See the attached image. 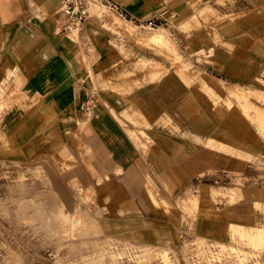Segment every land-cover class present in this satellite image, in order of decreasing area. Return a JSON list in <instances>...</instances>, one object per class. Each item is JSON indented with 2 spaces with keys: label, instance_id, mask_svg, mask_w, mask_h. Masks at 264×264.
<instances>
[{
  "label": "rangeland",
  "instance_id": "1",
  "mask_svg": "<svg viewBox=\"0 0 264 264\" xmlns=\"http://www.w3.org/2000/svg\"><path fill=\"white\" fill-rule=\"evenodd\" d=\"M94 3L102 8L90 9ZM42 5L45 10L38 11L31 0H0V264H264V238H253L257 230H264V128L259 126L264 115V0L189 1L196 18L176 28L193 29L200 39L210 34L230 54L224 69H208L215 76L212 81L203 73L204 64H212L211 59L203 61L206 54L215 52L205 48L210 45L207 40L199 42L192 57L167 37L163 21L159 29H145L111 12L104 2L87 0L90 17L69 29L64 26L62 0H43ZM227 19L254 34L246 37L243 47L223 42L237 31ZM47 21L60 42L42 35ZM216 24L225 26L215 29ZM105 29L121 34L119 41L112 42L116 53L112 60ZM155 33L164 42L146 40ZM31 36H36L33 46L59 47L66 58L82 65L80 71L95 93L101 90L129 102L140 95L142 83H156L166 70L176 75L182 91L199 95L195 101L205 107L191 112L196 102L185 93L177 103L176 118L167 113L144 117L137 112L134 123L122 113L134 127L150 131L139 130L143 143L129 131L146 154L155 146L156 131L176 130L182 168L178 171L194 160L196 169L197 164L203 167L193 168L189 178L177 180L173 187L162 182V191L155 182H145L144 190L158 211L148 215L156 217L155 223L138 221V215L127 218L121 183L114 185L110 176L89 181L78 157L64 145L63 126L86 129L92 124L93 110L77 108L79 119L62 122L68 117L57 114L60 102L41 92L47 71L38 70L47 66L53 70L55 65H44L26 51ZM87 56L94 67L90 68ZM231 85L245 88L226 95ZM232 108L243 114L255 138H245L231 116H222ZM117 120L126 127L124 120ZM201 124L222 132L210 130L207 136L196 127ZM80 146L81 156L90 158L89 149Z\"/></svg>",
  "mask_w": 264,
  "mask_h": 264
},
{
  "label": "crops",
  "instance_id": "2",
  "mask_svg": "<svg viewBox=\"0 0 264 264\" xmlns=\"http://www.w3.org/2000/svg\"><path fill=\"white\" fill-rule=\"evenodd\" d=\"M63 1V0H62ZM117 3L128 15L129 19L126 20L130 23H138L139 21L147 20L152 17H159L168 28V38L172 37V41L176 42L180 50H186L187 53L192 55L195 54L199 46V42H204L207 40L210 45H205V48L214 49V54H206V58L203 61H208L211 59L212 64H204L206 71L203 73L212 81L215 76L212 71L208 69L217 67V69H224V64L229 58L230 54L222 50V44L216 43L212 39V35L207 34L206 36L200 39L197 31L193 29L189 30H179L176 26H182L184 23H192L193 9L189 5L190 0H112ZM38 7V11H43L44 6L43 0H31ZM61 2V0H59ZM43 7V8H42ZM45 10V8H44ZM201 16L205 18L206 13L204 9H201ZM254 20L261 19L257 14H250ZM190 16V17H189ZM15 17V15H14ZM196 18V17H195ZM187 19L181 23L180 20ZM90 21V20H89ZM88 21V22H89ZM180 21V22H179ZM171 22L176 23L175 25ZM229 27H235L237 30L229 38L223 42L226 45H234L236 47H243L247 43L246 37L254 36L253 33L243 32L237 26L234 20H226ZM47 26L44 29V37L54 36L57 41V35H54L52 32L51 24L49 21L46 22ZM89 22L88 24H90ZM171 24V25H170ZM225 26V25H224ZM221 24L213 25L216 29H221ZM98 32V30L90 29V33ZM102 32V31H101ZM105 36V44L108 49H110V60L116 55L115 51L112 48L113 40L119 41L118 37H121V34L113 32L112 30L105 29L103 30ZM49 33V34H48ZM88 33V30L86 31ZM51 34V35H50ZM93 35V34H92ZM36 36H31L28 41H32L26 45V51L31 53V57H39L41 59L40 63L48 64L53 62L55 67L53 70L47 66L46 68L39 67L38 70L44 69L47 71L46 82H44L41 87L42 95L46 98H51L54 96L57 101L60 102L61 108L58 109L57 114H60L64 117H68L67 120L62 122L67 124L70 121L79 119L80 116L77 113L80 111L79 106L83 100H88V106L92 108L93 115L91 122L92 124L86 129L78 130L77 126L64 125L62 128L64 145L71 149L73 153L80 160V164L85 170V175L89 181L96 182L98 176H106L116 184V181H119L122 185L123 193V205L122 208L127 211L126 217L131 218V215H138V221L155 223V218H152L148 215L152 213H158L157 209L153 206L152 199L150 194L144 190V184L147 180L155 182V184L160 188H164V185L161 183H167L168 186L174 183L177 180H183L190 177V173L198 171L203 167L195 168L196 162L192 163V166L188 167V164L184 165L183 172L178 171L182 169L181 165H178V139L176 130H165L159 129L156 131L157 135H152L155 139V146L150 149L149 154H146L141 148L136 144L135 140L132 138V135L129 131L136 133V136L140 139V142L143 143V139L139 136V130L144 132L148 131V128L144 127H134L133 122L124 120L123 114H129L132 117L134 123L138 122L137 118H134V113L140 112L144 117H160L163 114H168L176 118L178 113V102L180 103L183 99L185 93L194 101L198 98L193 96L191 93L187 92L186 89L182 91L183 86L177 79L175 74H168L166 70L163 73V76L158 79L156 83H142V90L140 95L135 99H132L129 102H123L122 99L118 96L107 95L101 90H97L95 93L93 87L91 86L88 79L84 76L80 70L83 69L82 65L75 61V59L66 58L62 51L54 47L45 46H33V39ZM38 37V36H37ZM127 37V36H126ZM228 38V37H227ZM42 39V38H41ZM203 39V40H202ZM249 40V39H248ZM57 44V43H56ZM110 45V47L108 46ZM58 46V44H57ZM85 47V46H83ZM135 52H139L135 46H132ZM107 51V52H109ZM208 51V50H207ZM35 53V54H33ZM40 53V54H39ZM43 54H47L44 55ZM252 54V51L249 53ZM34 55V56H33ZM119 58V56H115ZM29 60V59H28ZM87 61L90 68L94 67V60L91 56H87ZM233 62H240L239 60H232ZM38 63V62H37ZM204 63V62H203ZM33 65L35 63H32ZM39 64V63H38ZM31 66V65H30ZM240 71V70H239ZM183 72V71H181ZM54 73V75H52ZM240 75V73H236ZM53 76V78H52ZM205 76V77H206ZM206 77V82L209 83V79ZM212 78V79H211ZM219 79L218 77H216ZM179 82V85H178ZM242 86L231 85L226 90V95L228 93H240ZM228 91V93H227ZM181 92V94H180ZM230 93V95H231ZM184 94V95H183ZM231 97V96H229ZM232 98V97H231ZM196 106L191 109V112L197 111V109L202 110L201 107L195 103ZM198 106V107H197ZM205 107V106H204ZM231 107V103H230ZM252 113V112H251ZM179 115V113H178ZM242 113L238 112L235 109H230L228 113H222V116L229 118L230 116L235 120L237 129L243 134L247 139L255 138L252 128L248 125V122L245 119H242ZM79 117V118H78ZM117 118L124 120L127 124L126 127L122 126ZM140 121V120H139ZM198 129H201V133H206L207 136L210 130H215L218 135L222 130L219 128L209 127L208 124H201L196 126ZM191 133H198L197 130H191ZM76 133L78 135H76ZM153 134V133H151ZM208 142H212V138L209 137ZM218 146L225 147V143L220 141H214ZM89 149L92 156L90 158H85L81 156V153L78 151L82 148ZM190 148L194 146L190 143ZM202 149L203 147H199ZM120 167L121 172L117 173L116 169ZM170 187V188H171ZM126 218V219H127Z\"/></svg>",
  "mask_w": 264,
  "mask_h": 264
},
{
  "label": "built area",
  "instance_id": "3",
  "mask_svg": "<svg viewBox=\"0 0 264 264\" xmlns=\"http://www.w3.org/2000/svg\"><path fill=\"white\" fill-rule=\"evenodd\" d=\"M105 3L111 12L116 13L118 16L124 20L129 19V15L114 1L112 0H100ZM62 9L64 15V26L70 27L83 24L90 17L87 0H63ZM162 20L159 17H152L147 20L139 21L138 26L154 30L161 27ZM79 109L81 112H86L89 109L88 100H83L80 103Z\"/></svg>",
  "mask_w": 264,
  "mask_h": 264
},
{
  "label": "bare ground",
  "instance_id": "4",
  "mask_svg": "<svg viewBox=\"0 0 264 264\" xmlns=\"http://www.w3.org/2000/svg\"><path fill=\"white\" fill-rule=\"evenodd\" d=\"M94 8H102L100 7L99 5H97L96 3H94L92 6H90V9H94ZM99 12V11H98ZM146 40L148 42H150L151 44H161V42H164L163 41V36L161 34H158V33H155V34H151L148 38H146ZM262 117V122L259 123V126L261 128H264V115H261ZM231 226H233L232 224H228V227L230 228ZM257 234H255L253 236L254 239H257V240H262L264 237L261 235L262 233H264V230L263 229H259L256 231Z\"/></svg>",
  "mask_w": 264,
  "mask_h": 264
}]
</instances>
